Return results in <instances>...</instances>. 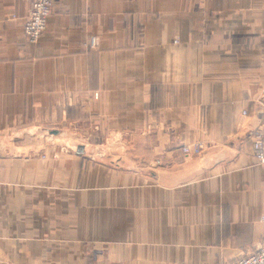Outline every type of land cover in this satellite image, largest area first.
Listing matches in <instances>:
<instances>
[{
	"label": "crops",
	"instance_id": "obj_1",
	"mask_svg": "<svg viewBox=\"0 0 264 264\" xmlns=\"http://www.w3.org/2000/svg\"><path fill=\"white\" fill-rule=\"evenodd\" d=\"M29 10L0 0V264H232L262 239L264 0H55L36 44Z\"/></svg>",
	"mask_w": 264,
	"mask_h": 264
},
{
	"label": "built area",
	"instance_id": "obj_2",
	"mask_svg": "<svg viewBox=\"0 0 264 264\" xmlns=\"http://www.w3.org/2000/svg\"><path fill=\"white\" fill-rule=\"evenodd\" d=\"M30 10L24 18V35L30 44L39 42L42 34L47 28L48 17L52 13L55 0H29ZM98 44L96 37L89 39V46L95 48ZM97 98L98 94H94ZM246 114L245 111H243ZM203 150V143L196 141L185 144L182 147L184 156L200 155ZM253 156L258 164L264 165V126L253 131ZM264 221V214L262 216ZM118 264V263H116ZM232 264H264V239L252 251H249Z\"/></svg>",
	"mask_w": 264,
	"mask_h": 264
},
{
	"label": "rangeland",
	"instance_id": "obj_3",
	"mask_svg": "<svg viewBox=\"0 0 264 264\" xmlns=\"http://www.w3.org/2000/svg\"><path fill=\"white\" fill-rule=\"evenodd\" d=\"M29 1V0H28ZM97 38V37H96ZM97 41H98V39H97ZM98 94L99 95V93H98V91H94L93 92V96H94V94ZM99 97V96H98ZM97 97V98H98ZM85 123V122H84ZM86 125V124H85ZM46 136V135H45ZM74 136V144H79L78 146L79 147H82V143L83 142H86V141H88V138H91L90 140H94V141H96L97 140V142L98 141H100V139H94V137H95V134L94 135H90V134H88V135H83L82 133H81V131H79V132H75V134L73 135ZM48 137V136H47ZM110 137H111V135H108V136H105V135H103V140H105V141H108V140H110ZM43 139H44V137H43ZM50 139V144H52V143H55V142H57V141H62V140H60L59 138H53V137H51V138H49ZM114 139V141H120L121 139H122V136L121 135H115V137L113 138ZM111 141V140H110ZM196 142V141H195ZM202 143H203V141H201ZM193 143V142H192ZM189 144V143H188ZM204 144V143H203ZM116 145H118V146H115V148L117 149V151H119L120 150V147H119V144H116ZM80 151V150H79ZM202 153V152H201ZM253 155V154H252ZM254 157V156H253ZM263 216V215H262ZM263 221V220H262ZM264 222V221H263ZM264 234V233H263ZM263 237H261L262 239L260 240V241H258L257 243H255V245H251V247H249L247 250H246V252L248 253V251H252V250H254L258 245H259V243L264 239V235H262ZM245 252V253H246ZM114 264H116V263H114ZM118 264H120V263H118Z\"/></svg>",
	"mask_w": 264,
	"mask_h": 264
}]
</instances>
